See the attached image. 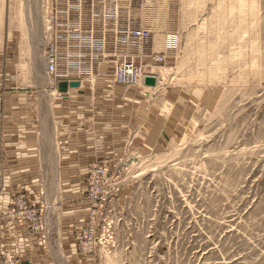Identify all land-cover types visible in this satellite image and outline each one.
<instances>
[{"label": "rangeland", "instance_id": "1", "mask_svg": "<svg viewBox=\"0 0 264 264\" xmlns=\"http://www.w3.org/2000/svg\"><path fill=\"white\" fill-rule=\"evenodd\" d=\"M89 2L112 69L137 40L101 32L103 20L148 30L133 58L158 88L142 93L143 125L79 167L72 215L68 183L0 145V264H264V0ZM73 3L79 28L85 1ZM53 7L0 0V118L5 90L43 103L57 79L44 69Z\"/></svg>", "mask_w": 264, "mask_h": 264}, {"label": "crops", "instance_id": "2", "mask_svg": "<svg viewBox=\"0 0 264 264\" xmlns=\"http://www.w3.org/2000/svg\"><path fill=\"white\" fill-rule=\"evenodd\" d=\"M78 1L82 2L54 0L53 10L50 11L53 19L51 35L58 39L59 34V41L65 39L66 45L62 48L59 43L60 51L64 49V67L58 69L55 82H48L44 90L45 102H41L44 95L37 91L5 90L0 118V145L4 146L1 155L8 161H38L39 167L44 162L41 176L50 174L68 183L64 196V205L67 207L63 209L69 215H72L71 207L73 211L79 209L72 188L79 167L95 157H110V150L124 143L123 138L131 126L137 129L141 127L143 114L147 113L141 108L142 93L153 94L158 88L157 83L155 86L142 83L136 87L112 83L113 57L116 54L108 45L104 48L94 46L93 41L97 40L94 32L98 30L88 28V17L93 13V3L90 5L89 2L92 0H83L84 10L80 9L84 12L82 26L73 27L74 7L78 6L73 2ZM108 26H112L111 21L104 19L101 32L122 33L120 37L130 29L129 25L125 30H116L117 26L107 29ZM117 50L118 55L128 51L137 59L146 55L140 43L128 49L120 46ZM63 80H77L79 85L60 93L57 83ZM49 162H56L53 169ZM71 217L64 221H70ZM59 254L53 250L50 255L54 257Z\"/></svg>", "mask_w": 264, "mask_h": 264}, {"label": "built area", "instance_id": "3", "mask_svg": "<svg viewBox=\"0 0 264 264\" xmlns=\"http://www.w3.org/2000/svg\"><path fill=\"white\" fill-rule=\"evenodd\" d=\"M148 35V30L140 28L128 29L124 33L126 38L137 40V43L146 38ZM121 55V60L117 62L112 69V83L124 87L137 86L143 83L144 76L148 74L143 73L142 67L135 61L133 56L126 53ZM44 57L47 74L52 77L58 76V66L61 60V53L59 51L58 40L56 37H53V39L47 43Z\"/></svg>", "mask_w": 264, "mask_h": 264}, {"label": "water", "instance_id": "4", "mask_svg": "<svg viewBox=\"0 0 264 264\" xmlns=\"http://www.w3.org/2000/svg\"><path fill=\"white\" fill-rule=\"evenodd\" d=\"M143 84L147 86H155L156 84V77L154 75H146L143 79ZM79 82L77 80H70V81H59L57 83V90L60 93H65L68 88H76L78 87Z\"/></svg>", "mask_w": 264, "mask_h": 264}, {"label": "bare ground", "instance_id": "5", "mask_svg": "<svg viewBox=\"0 0 264 264\" xmlns=\"http://www.w3.org/2000/svg\"><path fill=\"white\" fill-rule=\"evenodd\" d=\"M156 83H157V81H156Z\"/></svg>", "mask_w": 264, "mask_h": 264}]
</instances>
